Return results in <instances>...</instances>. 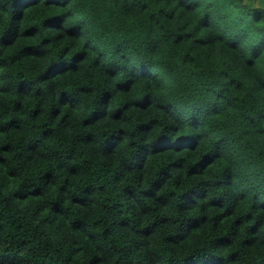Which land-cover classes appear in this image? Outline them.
I'll list each match as a JSON object with an SVG mask.
<instances>
[{
    "label": "clouds",
    "instance_id": "9594fccd",
    "mask_svg": "<svg viewBox=\"0 0 264 264\" xmlns=\"http://www.w3.org/2000/svg\"><path fill=\"white\" fill-rule=\"evenodd\" d=\"M0 264H264V0H0Z\"/></svg>",
    "mask_w": 264,
    "mask_h": 264
}]
</instances>
